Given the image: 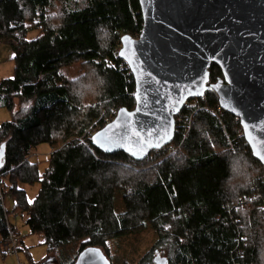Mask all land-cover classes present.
<instances>
[{"label":"trees","instance_id":"1","mask_svg":"<svg viewBox=\"0 0 264 264\" xmlns=\"http://www.w3.org/2000/svg\"><path fill=\"white\" fill-rule=\"evenodd\" d=\"M142 25L139 0H0V41L15 64L0 80V107L13 113L0 123V243L17 233L7 197L48 251L79 240L69 264L91 246L109 258L112 239L145 227L167 264H264V166L214 90L189 98L173 141L143 160L93 146L120 108L135 106L119 50ZM73 64L79 74L69 78L63 68ZM218 80L211 63L209 83ZM41 143L51 152L31 160ZM35 185L30 198L25 187ZM139 264L156 263L148 254Z\"/></svg>","mask_w":264,"mask_h":264},{"label":"water","instance_id":"2","mask_svg":"<svg viewBox=\"0 0 264 264\" xmlns=\"http://www.w3.org/2000/svg\"><path fill=\"white\" fill-rule=\"evenodd\" d=\"M139 3L142 30L136 38L122 36L119 50L134 78L135 106L120 108L92 135L93 146L143 160L173 141L175 115L189 98L214 90L220 107L240 119L253 156L264 166V0ZM211 63L223 80L209 83ZM153 260L167 264L160 254ZM73 264L111 261L91 246Z\"/></svg>","mask_w":264,"mask_h":264},{"label":"rangeland","instance_id":"3","mask_svg":"<svg viewBox=\"0 0 264 264\" xmlns=\"http://www.w3.org/2000/svg\"><path fill=\"white\" fill-rule=\"evenodd\" d=\"M13 52L7 41H0V80L14 76V61ZM64 74L69 78H75L79 74V66L73 64L63 68ZM13 113L6 107H0V123L3 121H11ZM51 152V147L47 143H41L33 150L30 159L40 160L45 159ZM29 189V197L32 198L34 192L38 190L37 185ZM5 205L10 210L13 207L12 202L6 197ZM121 204L116 203L118 211L121 210ZM13 225L16 227V236L19 237L17 256L3 252V244L0 243V264H42V260H50L54 264H69L75 257L79 240L72 241L65 246L47 249L43 244L42 237L39 233H30L25 218L18 217L13 220ZM159 236L157 231L151 227H145L143 230L133 234L120 236L112 239L109 242V248L105 249L109 255L111 264H139L140 259L144 255L151 254L153 259L157 254L167 258L166 252L161 251L157 244ZM55 260V261H54Z\"/></svg>","mask_w":264,"mask_h":264},{"label":"built area","instance_id":"4","mask_svg":"<svg viewBox=\"0 0 264 264\" xmlns=\"http://www.w3.org/2000/svg\"><path fill=\"white\" fill-rule=\"evenodd\" d=\"M217 109L221 110V107L218 106ZM1 181H2V178L0 177V184H1ZM0 190H1V187H0ZM18 217H19L18 212L13 211V210H9V212L6 213V221L8 223H11V225L13 223L12 221L16 220ZM18 244H19V237L16 236V234L10 232V234L8 235L7 239L5 240L3 244V252L17 256Z\"/></svg>","mask_w":264,"mask_h":264},{"label":"snow or ice","instance_id":"5","mask_svg":"<svg viewBox=\"0 0 264 264\" xmlns=\"http://www.w3.org/2000/svg\"><path fill=\"white\" fill-rule=\"evenodd\" d=\"M122 55H123V53H122ZM198 94L202 95V93H198Z\"/></svg>","mask_w":264,"mask_h":264},{"label":"crops","instance_id":"6","mask_svg":"<svg viewBox=\"0 0 264 264\" xmlns=\"http://www.w3.org/2000/svg\"><path fill=\"white\" fill-rule=\"evenodd\" d=\"M10 210H12V209H10Z\"/></svg>","mask_w":264,"mask_h":264}]
</instances>
